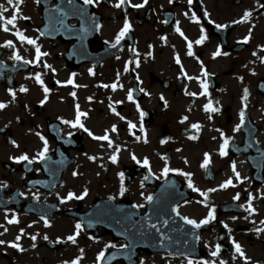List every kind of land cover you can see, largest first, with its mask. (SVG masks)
Segmentation results:
<instances>
[{"label": "flooded vegetation", "instance_id": "af4514ba", "mask_svg": "<svg viewBox=\"0 0 264 264\" xmlns=\"http://www.w3.org/2000/svg\"><path fill=\"white\" fill-rule=\"evenodd\" d=\"M117 2L102 0L99 5H85L83 0H24L18 5L20 14L15 27L9 25L10 31L5 32L4 21L0 22V45L9 40L14 45L0 47V102L8 105L0 110V240L5 241L0 245V264H71L81 257L80 249H84L80 264H100L96 258L107 244L113 243L116 248H108L105 254L111 249H124L125 241L103 235L98 217L88 215L105 200L126 210L143 205L137 207L142 214L146 197L153 196L163 182L177 180L184 189L188 179L177 171H170L167 177L162 175L165 158L170 169L191 173L194 186L201 191L218 189L209 193L208 207L199 203L203 197L193 189L190 198L179 206L183 216L197 221L205 218L210 208L216 209L215 221L197 231L199 249L190 250V255L199 256L174 258L167 252L151 255L136 249L126 255V262L114 264H134L137 259L138 264H188L189 259L195 264L205 260L244 264L234 251L233 239L242 246L251 264H264V232L256 231L264 228V8L260 7L264 0H193L191 5L188 0H149L141 9L127 3L118 9L114 7ZM0 5L7 9L3 12L5 19L16 15L7 0H0ZM245 12L252 13L249 20L235 24ZM193 13L199 24L191 19ZM125 20L131 23L132 31L121 45L111 48ZM177 23L193 42L192 56L188 55L187 41L175 31ZM216 24L228 27L217 29ZM96 25L101 26L99 30ZM201 27L208 39L198 45L195 41ZM250 30V42L239 43ZM17 31L36 39L41 51L49 53L41 57L39 65L34 62L35 46L21 42L15 35ZM218 48L228 55L214 58ZM17 53L33 63L14 60ZM177 56L180 64L176 63ZM204 70L209 73L207 77L202 75ZM36 74L50 90L45 103H41L45 94L34 79ZM69 79L79 87L67 84ZM200 79L208 83L209 95H201ZM113 83L117 84L115 91L110 87ZM21 87L28 92H21ZM245 89L249 98L244 126L236 132ZM10 90L16 93L14 100ZM73 91L76 97L70 95ZM129 91L133 101L127 98ZM209 100L220 111L205 112L204 105ZM77 103L87 113L81 117L82 122L94 135H104L113 125L117 127L110 138L120 148L118 163L111 162L114 149L107 141L94 140L83 129L62 123L75 119ZM137 104L146 114L143 119ZM185 116L188 119L182 123ZM129 121L136 128L130 129ZM193 124L201 128L193 129ZM221 131L230 138L226 157L219 155ZM37 133L48 140L45 160L37 158L43 149ZM193 135L198 138L190 139ZM163 140L168 142L161 143ZM205 153L211 155L207 169L201 167ZM23 154L34 162L16 163L13 158ZM133 154L141 164L132 159ZM144 158L149 160L151 171L142 165ZM233 161L243 183L232 173ZM120 172L125 173L127 191L123 196ZM229 178L235 186L221 189L220 185ZM85 189L88 195L83 200L60 203L68 192L82 195ZM237 193L239 201L233 199ZM37 195L39 200L35 199ZM250 199L254 213L245 211ZM228 204L238 205L234 213L223 211ZM42 216L47 217L50 227L45 226ZM12 218L19 223L9 224ZM76 223L84 227L77 243L72 244L67 237L74 234ZM32 236L36 239L32 240ZM12 243H18L23 250L11 247ZM217 243L222 251L212 257L210 251Z\"/></svg>", "mask_w": 264, "mask_h": 264}, {"label": "snow or ice", "instance_id": "6c2138e0", "mask_svg": "<svg viewBox=\"0 0 264 264\" xmlns=\"http://www.w3.org/2000/svg\"><path fill=\"white\" fill-rule=\"evenodd\" d=\"M7 2H8V4H13V6L15 8L16 15H13L11 18L5 19L4 16H3V12L7 11V9L4 8L3 5H0V20L4 21L3 31H5V32L10 31L9 25H12L13 27H15V22H16L18 16H19V14H20V8H19L18 5L19 4H23L24 0H17L16 4H14V0H7ZM36 2L39 3V0H36ZM68 2L72 3L73 0H68ZM101 2H102V0H83V3L85 5H99ZM172 2H174V0H169V3H172ZM126 3L129 4L131 8L141 9V8H144L145 6L148 5L149 0H143L142 3H132V0H118V2L114 5V7L119 9L123 5H125ZM192 3H193V0H188V4L189 5H191ZM260 7L264 8V4L260 5ZM185 15L187 16L188 13H185ZM251 15H252L251 12H245L244 15H243V18L240 19V20L234 21V23L235 24H241V23L247 22L249 20V18L251 17ZM23 18L24 19H29V17H23ZM191 19L193 20V22H195L197 24L200 23L199 18H197L194 13H193ZM164 23H167V21H164ZM100 27H101L100 25H96L97 30H99ZM227 27H228V25L216 24V28L217 29L227 28ZM131 31H132L131 23L128 20H125V22L123 24V27L116 34L114 42H111L110 47L111 48H117L119 45H121V42L127 37V35ZM175 31L177 33H179V35L181 37H183L187 41L188 55L189 56L194 55V53L192 51L193 42L188 40V38L185 36L184 32L179 27L178 23H177V26L175 28ZM15 35L19 38V40L21 42H26L29 45L35 46V61L34 62L37 65L40 64L41 57L49 55V53L41 51V47L37 43L36 39L29 38L26 35H24L23 32H20V31H17L15 33ZM41 35H43V33H41ZM251 36H252V33H251V30H250L248 36H246L242 41H239V43H244V44L249 43L250 40H251ZM161 39L166 40L167 38L166 37H161ZM207 39H208V36H207L206 30L203 27H201V35H200L199 39H197L195 41V43L198 44V45H203V43ZM105 43H108V42L106 41ZM0 47L13 48L14 45H13V42L11 40H9V41L6 42V44L0 45ZM130 50L134 51L133 49H130ZM253 54L255 55V53H253ZM135 55L138 56L139 53L135 52ZM221 55H225L226 56V55H228V53L227 52H222L221 49L218 48L217 51L213 54L214 58L215 57H219ZM13 59L16 60V61L23 60V58L18 53L16 55H14ZM117 59H119V57H117ZM23 63L24 64H32L33 61H31V60H23ZM128 63L130 64V63H132V61H129ZM176 63L177 64L181 63L180 59H179V56L176 57ZM136 66L139 67V60L136 61ZM201 66L203 68L202 62H201ZM44 67L51 68L52 66L48 65V64H45ZM90 72H91V70H90ZM92 74L94 75L95 73L92 72ZM253 74H255V73H253ZM74 75L75 74H73V76ZM202 75L204 77H207L209 75V73L206 70H204ZM34 79L36 80V82L43 89V92L45 94V100L41 101V103H45L46 100H47V96H48L50 90H49V88L47 86H45L44 81L41 78L40 74H36ZM189 79H192V77H189ZM240 79L242 80L243 78L241 77ZM57 83H60V82L57 81ZM199 83H200L201 88L203 89V92L201 93V95H209V93H208V88H209L208 83L204 79H200ZM67 84L73 85L74 87H79V85H75L74 84V80L73 79H69L67 81ZM103 87L107 88V87H109V85H103ZM110 87L112 88L113 91H115L116 88H117V84L113 83ZM120 87H122V85H120ZM20 91L26 93V92H28V89L26 87H21ZM140 91L143 92L144 89L141 88ZM10 93H11V96H12V98L14 100L15 97H16L15 91H11L10 90ZM186 94L187 95H191V96H195L196 95V93H186ZM70 95L73 96V97H76V92L73 91L72 93H70ZM127 98H128L129 101H133L132 91H129ZM248 98H249L248 89H245L244 90V95H243V98H242L243 101L245 102L244 103V108L239 113L240 123L235 126L234 131H236V132H239L241 130V128L244 126L245 110L247 109ZM89 99H91V98H89ZM161 100L164 101L165 106H167V101L164 99L163 96H161ZM7 106H8L7 104H5L3 102H0V110L6 108ZM136 107H137L138 110H140L139 104H137ZM75 108H76L75 119L71 120V121L70 120H62V123L70 125L72 128L83 129L94 140L107 141L108 146L110 148L114 149L113 154L110 156V160H111V162L113 164L118 163V157H119L120 148L118 146L114 145L113 140L110 138V133H116L118 131L117 127L115 125H113L110 130H106L105 131L104 135L96 136L89 129H87L85 127L84 123L81 120V117L87 116V113L82 112L80 110V105L78 103L76 104ZM112 110H113V112H115V108H113ZM204 111L208 112V113H214V112L220 111V109L214 107L212 101L209 100V102L204 105ZM116 115H119V113H116ZM145 115L146 114L143 112V110H140L141 119H143V117ZM121 119H124V117H121ZM187 119H188V117L185 116L181 122L183 123L184 121H187ZM128 126H129L130 129L136 128V124H133L131 121L128 122ZM192 128L199 130L201 128V125L200 124H193ZM217 131H220V130L218 129ZM37 135L40 136V139L43 141V149L37 153V158L39 160H45L47 158V153L49 151L48 140L44 136H42L40 133H37ZM197 138L198 137L195 136V135L190 137V139H192V140H196ZM221 138H222L223 142H222V144L220 145V148H219V155L221 157H226L228 155V148H229V144H230V138L225 133H223L222 131H221ZM136 139L139 140L140 137H136ZM144 142L147 143V140L145 139ZM167 142H168L167 140L161 141V143H167ZM13 143H15V142H13ZM16 146L18 147V145H16ZM13 159H14V161L16 163H21L23 161H27L29 164H31V163L34 162L32 159L29 158V156L27 154H23V155H21L19 157H14ZM89 159L92 160V161H95L97 158L96 157H89ZM132 159L137 164H141V161L139 159H137V157L134 154L132 155ZM165 162H166V166L163 168L162 175L164 177H167L170 171H177L179 175L186 177L188 179V187L193 189V191L199 192V195L201 197H203V200L199 201V203H202L205 207H208V203L207 202H208V199H209V193L215 192L218 189L212 188V189H208V191H201L200 189H198V188H196L194 186V184L192 182V179H191V175H192L191 173L170 169L167 166V159L166 158H165ZM185 162H187V161H185ZM210 163H211V155L209 153H205L204 159H203V163H202L201 167H203L204 169H207L209 167ZM142 165L145 168H148L149 171H151L150 162H149V160L147 158H144V160L142 161ZM231 170H232V173L235 176V179L240 181V183H243L244 180L241 178V174L237 170V166H236V163L234 161L231 163ZM73 175L74 176L78 175V173H73ZM118 175H119V179H120V183H121L120 195L123 196L125 194V192L127 191V189L124 187L125 173L124 172H120ZM144 179L146 180V179H148V177L145 176ZM141 186H143V184H141ZM229 186H233V187L235 186L233 184V180L231 178L227 179L223 184H221L220 188L221 189H227ZM3 187H7V184H4ZM21 195H23V193H21ZM87 195H88L87 189L84 190L82 195H77L74 192H68L66 198H60V203H62V204L63 203H67L68 201H72L73 199L83 200ZM35 199L39 200V196L38 195L35 196ZM111 199H114V197H111ZM153 199L154 198L152 196H147L146 197V200H147L148 203H152ZM233 199L236 200V201H239L240 200V194L237 193L233 197ZM136 207H143V205H136ZM172 211L175 212L177 216H180V211H179L178 208H173ZM245 211H248L249 213H254L255 212V209L252 206L251 199L248 201V205L245 208ZM247 218L248 217H245V219H247ZM41 219L44 221L45 226H47V227L51 226L50 223H49V220L47 219V217L42 216ZM181 219L183 220V222L186 225H190L193 229H200L203 226L209 225L211 222L215 221V219H216V209H215V207L210 208L207 216L205 218L199 220V221H197L196 219L189 218L187 216H181ZM233 219H236V217H233ZM8 223L9 224H16V223H19V221L16 218H12V219H8ZM252 223L255 224V221H252ZM261 223H264V221H262ZM163 224L166 227L168 225V221L164 220ZM83 227H84V225L82 223H76L75 226H74V228H75L74 234L73 235H69L67 237V241H70L72 244H76L77 243V238L80 236V234H81V232L83 230ZM149 227L151 229H155L156 232H158V233L160 232V228L157 227L156 224H150ZM224 227L226 229H228V225L227 224H224ZM6 230L7 229H5V231ZM228 231L231 232V229H228ZM256 231L257 232H264V228L256 229ZM2 234L3 233H0V235H2ZM22 234H23V231L21 232V235ZM193 235L195 236V239L197 241L200 240V236L196 235L195 232H193ZM161 236L163 237V233H161ZM19 239H20V237L18 236L17 240H19ZM31 239L35 240L36 236H32ZM44 239L48 240V237L44 236ZM163 239H168V237H163ZM57 242H59V241H57ZM4 243H5V241L0 240V245H2ZM232 244L234 246L235 253L238 254L239 257L244 259V264H251L250 260L246 256L245 251L242 248V246L239 243H237L234 239L232 240ZM10 246L13 247V248L20 249V245L18 243H12ZM122 247L127 248L128 245L124 244V245H122ZM108 248H116V245L113 244V243L107 244L106 247H105V250L100 251L98 256H97L96 259H97L98 262L104 261L105 252L107 251ZM20 250L22 251L23 249H20ZM221 251H222L221 245L219 243H217L215 245V249L210 251V255L212 257H218L220 255ZM83 252H84V249H80L81 257L71 261V264H80V260L82 259ZM235 258L236 257H234V259ZM65 264H69V262H65ZM141 264H143V262H141ZM188 264H195V262L192 259H189L188 260ZM201 264H217V262L215 260H212V261L205 260V261H202ZM219 264H227V262L224 261V260H220Z\"/></svg>", "mask_w": 264, "mask_h": 264}]
</instances>
